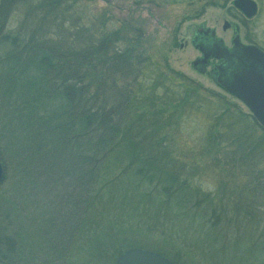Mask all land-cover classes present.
<instances>
[{
  "label": "trees",
  "instance_id": "obj_1",
  "mask_svg": "<svg viewBox=\"0 0 264 264\" xmlns=\"http://www.w3.org/2000/svg\"><path fill=\"white\" fill-rule=\"evenodd\" d=\"M68 2L0 0L2 80L12 85V72L30 69L43 100L59 106L55 119L29 117L26 128L0 132V186L10 173L21 184L1 191L0 264H114L131 247L180 264L145 221L157 199L224 239L236 230L250 242L248 260L263 263L264 127L218 94L203 100L179 72L155 82L139 39L120 26L110 31L103 14L65 28L57 20ZM16 11L21 20L7 29ZM48 17L53 35L43 30ZM20 103L28 106L23 96ZM204 106L212 114L203 148L176 152L179 124ZM210 166L240 187L203 191L192 179Z\"/></svg>",
  "mask_w": 264,
  "mask_h": 264
},
{
  "label": "rangeland",
  "instance_id": "obj_2",
  "mask_svg": "<svg viewBox=\"0 0 264 264\" xmlns=\"http://www.w3.org/2000/svg\"><path fill=\"white\" fill-rule=\"evenodd\" d=\"M233 1L75 0L73 4L72 0H69L67 4H71L72 8L69 11L65 8L57 21L63 24L65 22L64 27L68 29L75 23V18L78 20L80 15L84 14L88 19L83 17L82 22L89 26L91 19L103 14L107 21L106 27L110 31L120 26L123 31L134 33L133 38L139 39L141 49L150 59L145 67L154 65L156 68V70L146 68L155 82L170 76V71L179 72L198 83L203 100L207 98L205 94H218L228 102L234 103L238 110L248 113L247 108L236 98L225 93L212 80L211 75L201 73L191 66V62L200 55L190 42L191 36L193 30L202 23L215 28L216 34L227 45L230 44L233 34L232 27H236L243 42H253L264 48V0H254L258 10L251 17L245 16ZM20 13L19 11L9 13L7 29L15 27L20 22ZM44 20L46 23L43 30L54 32L53 29L49 30L48 22L51 23L49 17ZM224 21L230 24V28L225 31L222 29ZM78 24L77 21L76 25ZM60 27L62 28L61 25ZM45 37L49 36L45 33ZM4 52L5 46L0 45V64ZM34 76L36 74L30 69L20 74L12 72L10 77L14 81L11 85L8 83L10 79L2 80L0 68L1 133L12 127L26 128L29 117L42 120L52 116L55 119L59 114L55 112L59 107L56 100L46 97L50 101L43 100L40 89H44V84L41 81L36 84L32 80ZM22 96L27 102V107L20 103ZM211 114L212 112L205 106L197 111H189L187 118L182 120L175 131L172 148L176 152L201 150L203 148L201 142L205 141ZM2 143L5 142L0 138V147L3 146ZM200 173L201 175L192 181L200 185L203 191L211 192L216 197L221 196L222 192H228L233 186L240 187L235 178L230 177V174L228 177L223 176L215 167L210 166L206 172L200 170ZM10 175L0 186V196L3 189L2 196L10 187L13 189L21 185L18 174ZM221 180L224 182L220 186ZM30 202L32 199L29 197V204ZM149 205L150 214L145 217V221L151 229L152 239L161 246L164 244L169 255L178 259L180 264H264L260 263L261 259L259 260L258 256L248 260L250 242L248 239H237L239 234L236 236V230L231 239H224L219 233L212 232L202 224L198 217L195 218L192 214L185 216L173 205L167 206L158 199L152 200ZM29 212L31 216L30 209Z\"/></svg>",
  "mask_w": 264,
  "mask_h": 264
},
{
  "label": "water",
  "instance_id": "obj_3",
  "mask_svg": "<svg viewBox=\"0 0 264 264\" xmlns=\"http://www.w3.org/2000/svg\"><path fill=\"white\" fill-rule=\"evenodd\" d=\"M233 4L244 15L251 17L255 14L257 5L253 0H234ZM229 24L225 23L224 28ZM209 33L208 42L204 45L194 35L192 43L203 53L201 60L193 62L204 64L208 57L221 59L216 64L218 69L216 83L225 91L237 97L257 121L264 126V52L255 45H244L239 36L232 39V46L224 45L222 39L214 36V30L206 29ZM212 44V45H211ZM206 49L212 52L207 53ZM3 177V168L0 162V181ZM114 264H175L165 256L143 248H129L120 253Z\"/></svg>",
  "mask_w": 264,
  "mask_h": 264
},
{
  "label": "flooded vegetation",
  "instance_id": "obj_4",
  "mask_svg": "<svg viewBox=\"0 0 264 264\" xmlns=\"http://www.w3.org/2000/svg\"><path fill=\"white\" fill-rule=\"evenodd\" d=\"M234 32H235V30H234ZM197 36L196 37H198L199 39H200V41H202L201 43L204 45L205 43L207 44L208 42H210L209 40H208V36H207V34L205 33V31H197ZM201 35H204V36H201ZM232 36H233V34H232ZM250 43H252V42H250ZM212 45V44H211ZM206 52L207 53H209V52H212V50L211 49H206ZM207 62H206V66H208L207 68H210L211 67V69H213V66H214V63H215V61H213V60H206Z\"/></svg>",
  "mask_w": 264,
  "mask_h": 264
}]
</instances>
